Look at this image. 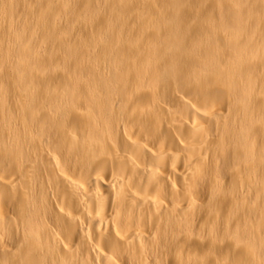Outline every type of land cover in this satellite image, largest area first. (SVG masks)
<instances>
[{
    "label": "bare ground",
    "instance_id": "bare-ground-1",
    "mask_svg": "<svg viewBox=\"0 0 264 264\" xmlns=\"http://www.w3.org/2000/svg\"><path fill=\"white\" fill-rule=\"evenodd\" d=\"M0 264H264V0H0Z\"/></svg>",
    "mask_w": 264,
    "mask_h": 264
}]
</instances>
